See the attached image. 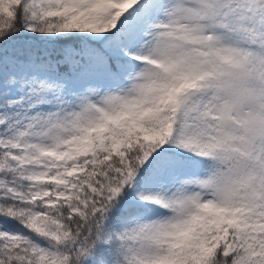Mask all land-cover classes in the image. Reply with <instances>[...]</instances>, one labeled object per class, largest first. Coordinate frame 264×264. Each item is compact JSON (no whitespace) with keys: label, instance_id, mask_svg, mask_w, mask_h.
Listing matches in <instances>:
<instances>
[{"label":"snow or ice","instance_id":"obj_1","mask_svg":"<svg viewBox=\"0 0 264 264\" xmlns=\"http://www.w3.org/2000/svg\"><path fill=\"white\" fill-rule=\"evenodd\" d=\"M0 264H264V0H0Z\"/></svg>","mask_w":264,"mask_h":264}]
</instances>
